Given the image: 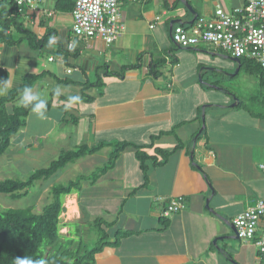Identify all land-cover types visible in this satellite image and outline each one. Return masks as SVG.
<instances>
[{
    "label": "crops",
    "instance_id": "0c3cea01",
    "mask_svg": "<svg viewBox=\"0 0 264 264\" xmlns=\"http://www.w3.org/2000/svg\"><path fill=\"white\" fill-rule=\"evenodd\" d=\"M187 1L195 13L177 0H123L125 30L112 45L77 38L73 29L59 25L61 19L50 26L45 7L22 12L32 28L25 26L44 42L39 49H22L25 42L8 45L0 40V80H10L4 97L19 88L27 75L50 72L43 76L46 81L40 93L48 90L54 107L45 119L34 113L28 120L30 125L46 122L51 129L34 134L37 125L28 126L22 136L27 134L28 150L33 149L34 156L48 149L42 141L46 135L69 136L75 147L129 142L143 145L150 155L159 148L172 150L179 141L183 145L165 164L155 167L150 162L147 182L131 147L94 184L84 181L81 190L65 196L63 214L74 218L72 222L92 214V220L102 218L113 225L114 244L95 256V264H255L262 260L254 240L222 238L233 234L227 223L233 224L247 207L264 200V98L258 90L249 106L240 98L235 101L234 93L229 95L230 88L223 85L225 79L243 70L254 74L210 44L182 48L170 35L175 21L180 23L174 27L185 24L194 34L198 16L214 17L218 8L231 12L246 0ZM54 35L56 42L48 46ZM72 41L76 45L70 52ZM45 49L51 54L49 63L55 65L51 69L37 57ZM160 60L164 63L157 67ZM237 68L239 72L231 76ZM57 86L63 87L60 95L80 100L60 101L52 95ZM38 89V85L33 88ZM57 124L63 127L55 128ZM155 136L159 138L154 142ZM111 149L105 147L75 164L91 172L98 158L108 162ZM20 150L16 141V155ZM178 198L184 199V211L164 217L166 206Z\"/></svg>",
    "mask_w": 264,
    "mask_h": 264
},
{
    "label": "trees",
    "instance_id": "16d2710c",
    "mask_svg": "<svg viewBox=\"0 0 264 264\" xmlns=\"http://www.w3.org/2000/svg\"><path fill=\"white\" fill-rule=\"evenodd\" d=\"M75 1L76 0H58L56 2V10L62 13L72 14ZM177 3L180 5L183 4L180 0H177ZM46 14H48V11H46ZM21 17H23V13L20 12L15 2L0 0V40L8 45H18L27 42L28 47L31 49H39L44 45L43 40H38L37 35L24 25ZM199 18L198 16L196 20ZM182 26L186 29L185 24H182ZM16 36L19 38H16ZM69 50L71 52L74 49ZM240 60L241 66L252 74L259 76L261 84L264 85V73L261 67L252 60L244 58ZM163 63L164 60H160L156 65L159 67L162 66ZM47 73L50 72L46 71L40 75L29 74L24 78L19 88L12 91L7 97L0 96V157L4 156L7 151L10 150L12 144L18 141V139L23 138L24 131H26V128L30 125V120L28 119L34 114L30 106L27 108L18 106L17 101L19 93L25 86L34 88L37 82L42 80L43 76ZM155 73H157V71L154 72V74ZM66 82L70 84V82L66 80L63 83L66 84ZM52 95L57 96L60 101L69 102V98L63 95H56L55 93H52ZM45 101L46 115L50 113L54 107L53 96L52 99H45ZM62 108L67 110L68 106L63 105ZM15 137L16 139H14ZM158 138V136H155L153 138L154 142ZM182 146L181 141H179L178 145L172 150L159 148L155 155H150L145 151L146 147L143 145L129 142H102L93 147H89L87 144H81L75 149L61 150L56 159L53 160L48 167L36 170L28 180H21L18 178L0 181V194L8 195L11 198H22L29 195L31 189L37 182L48 181L68 165L75 164L87 156L97 154L105 147L112 148L108 162L98 169L92 177L89 176L87 179L81 177L76 181L69 182L68 185L52 187L50 193L53 197V201L45 204L41 212H36L35 206L27 209L9 208L0 212V264H14L13 260L15 258L24 257L26 255L32 257L34 260L44 258L48 261V264H95V256L106 246L114 244L108 240V231L110 226L113 225L102 218L95 219L94 223L101 232V237L94 248L85 252L84 255L80 254V252L78 253L73 246L65 250L63 246L64 238L70 237V243L72 245L74 240L72 239L73 235L71 231L68 233V236L62 234V227L65 226L69 228V226L77 224L76 222L78 221L65 224L62 223L61 215L65 210L62 197L71 195L74 191L81 190L84 181L94 184L99 178L116 166L121 154L127 148H134L140 163L141 171L144 174V179L147 182L150 162L155 167L163 165L168 158L182 148ZM26 149H28V145ZM118 233L121 232L118 231Z\"/></svg>",
    "mask_w": 264,
    "mask_h": 264
},
{
    "label": "built area",
    "instance_id": "2783aa9c",
    "mask_svg": "<svg viewBox=\"0 0 264 264\" xmlns=\"http://www.w3.org/2000/svg\"><path fill=\"white\" fill-rule=\"evenodd\" d=\"M9 1L15 2L20 12H24L27 8L43 9L46 0ZM122 1L76 0L71 14L73 34L78 38L101 39L112 45L125 30L121 22ZM47 15L51 17L52 13L48 11ZM192 27L194 34L182 25L175 26L173 41L182 48L196 47L201 43L213 45L233 58L254 61L264 73V0H246L243 6L235 7L231 12L218 8L213 18L200 17ZM184 208L183 198L173 199L164 216ZM233 223L242 241H255L262 259L255 264H264V200L247 207ZM260 228L263 229L261 233Z\"/></svg>",
    "mask_w": 264,
    "mask_h": 264
},
{
    "label": "rangeland",
    "instance_id": "374dc122",
    "mask_svg": "<svg viewBox=\"0 0 264 264\" xmlns=\"http://www.w3.org/2000/svg\"><path fill=\"white\" fill-rule=\"evenodd\" d=\"M55 3L56 0H46L45 2V9L46 11H53L55 18H48V22H50V26H55L56 20L61 19V23L59 24L62 27L73 29V21L69 14L67 13H61L55 11ZM191 5V4H190ZM192 6V5H191ZM193 7V6H192ZM47 18V17H46ZM22 22L24 25L28 26L29 28H32L29 25L28 20H25V17H21ZM213 48V45H211ZM22 49H29L27 46V42H25L22 45ZM217 49V48H216ZM33 54V53H32ZM50 53L45 49L41 53H38V56L40 61L42 63L47 62L49 66H47V69H51L50 66H54V63H49L48 58L50 57ZM68 68V67H67ZM168 66L166 65L164 67L165 70H167ZM73 69V68H72ZM68 70V69H67ZM237 69H235L234 72H236ZM35 72L41 73L42 71L35 70ZM234 74L232 73L231 76ZM69 77V76H68ZM93 77V76H91ZM46 80H40L35 85V88L37 85L39 86V89L35 92L40 93L43 85L45 84ZM223 85L227 88H230V92L234 93L237 99H242V101L245 102V105H251V98L253 95H256L257 91H261V99L264 98V85L261 84V81L258 79L255 75H248V73L243 70L241 73L235 76V78H226ZM63 88L62 86L60 87ZM47 93L43 94L42 92L39 94L40 98H45L48 100L50 98V92L46 90ZM44 99V100H45ZM239 99V100H240ZM262 106V105H261ZM33 124V122H31ZM41 124H34L29 125V127L36 126V129H34V134L41 133L44 135V133H47L51 127L50 125H46V122H43ZM63 125L57 124L55 128H62ZM66 127V126H65ZM64 127V128H65ZM28 128V127H27ZM26 128V129H27ZM67 128V127H66ZM55 130V129H53ZM28 131V129L26 130ZM32 132V131H29ZM56 134V131H54V134ZM56 137V135L54 136ZM44 138L43 144L48 146V149L39 150L37 153H40V156H34L33 149H26L29 138L27 137V134L25 138L18 139V146L21 148V151L17 152L16 155V142L12 144L9 151L4 156L0 157V181H4L7 179H21V180H28L29 177L32 175L33 172H35L38 169L46 168L50 165V163L56 159L61 149L65 148L67 149H75L76 147L73 145L75 143L74 140L71 138L66 137H57V139H51L48 138L46 135ZM16 139V137L14 138ZM16 141V140H15ZM54 143L53 145L51 142ZM50 145L53 146L54 149H51ZM96 164V165H95ZM105 164V160L97 159V163H94V166L91 167V172L86 171L84 169H81L77 166V164H70L63 170L59 171L56 175L51 177L48 181H39L37 182L34 187L31 189L28 196H24L22 198H11L8 195L0 194V212L9 208L13 209H27L30 207L35 206L36 212H41L43 209V206L49 202L53 201V197L51 195L52 187L58 186V185H68L71 181H76L78 178L84 177L85 179L89 178V176H93L94 173L97 171H93L96 168H101ZM101 166V167H99ZM87 182V181H86ZM83 184V183H82ZM78 191H74L76 193ZM72 193V194H74ZM63 203L65 202V197H62ZM65 204V203H64ZM89 212V211H88ZM67 215V214H66ZM65 214L62 213L61 219L62 223H68L72 222L74 218L68 217ZM88 217L84 221L76 222L77 224H74L73 226H69L70 230H68V227L63 226L62 227V234L67 235L71 231L73 235L74 243L73 245L70 243V237H65L63 241L64 249L67 250L70 248V246H73L75 250L80 252V254L84 255L85 252L91 250L94 248V246L97 244V242L100 240L101 232L98 230V227L95 225L94 220L90 216L92 214H87ZM75 220V219H74ZM109 241H114L116 238L114 235H111V230L109 228ZM62 239V238H61ZM234 242L240 240H233ZM245 242V241H244Z\"/></svg>",
    "mask_w": 264,
    "mask_h": 264
},
{
    "label": "clouds",
    "instance_id": "9594fccd",
    "mask_svg": "<svg viewBox=\"0 0 264 264\" xmlns=\"http://www.w3.org/2000/svg\"><path fill=\"white\" fill-rule=\"evenodd\" d=\"M56 40H57V36H55V35L49 37L48 46L53 45L56 42ZM75 45H76V41H72V44L69 46V48L74 49ZM9 85H10L9 79L0 80V96H4L7 94V92L9 91ZM54 91H55L56 95H59L60 94V87L57 86V88ZM79 100H80V97H78V96L69 97L70 103H75V102H78ZM17 103H18V106H23L26 108L30 106L31 111L33 113H35L39 119L43 120L46 118V115H45L46 101L44 99H41L39 93L34 92L32 87L25 86L22 89V91L19 93ZM167 206H166V208H167ZM185 207H186V205H185ZM166 208H165V210H166ZM184 209L182 211H184ZM162 215L164 216V212L162 213ZM164 217H166V216H164ZM233 225H234V223H233ZM13 261H14V264H48V261L44 258L34 260L32 257H30L28 255H26L24 257H17Z\"/></svg>",
    "mask_w": 264,
    "mask_h": 264
},
{
    "label": "water",
    "instance_id": "95a60500",
    "mask_svg": "<svg viewBox=\"0 0 264 264\" xmlns=\"http://www.w3.org/2000/svg\"><path fill=\"white\" fill-rule=\"evenodd\" d=\"M188 9H189V11H191L192 13H195L194 11H193V7L190 5V3L187 1V0H180ZM180 23V21H175V22H173L172 24H171V27H170V35H171V37H172V32H173V27H174V24H179ZM233 63H236L239 67L241 66V60L240 59H238V58H233V57H230L229 58ZM239 69L237 68V71L235 72V74L234 75H236L239 71H238ZM233 75V76H234ZM208 85H210V84H208ZM211 87H213V88H218V87H216V86H214V85H210ZM229 91V90H228ZM229 93V95H232V93L229 91L228 92ZM234 100L235 101H238V99L236 98V97H234ZM203 121L205 122V117L203 116ZM203 128H205V123L203 124ZM207 204H208V202H207ZM228 224V226L230 227V230L232 231V235H230V236H225V237H223L222 239H224V240H226V241H233V240H240V238H239V235H238V231H237V229L235 228V226L233 225V224H231V223H227Z\"/></svg>",
    "mask_w": 264,
    "mask_h": 264
}]
</instances>
